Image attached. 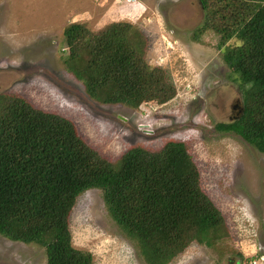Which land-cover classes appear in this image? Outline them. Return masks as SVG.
<instances>
[{
	"label": "trees",
	"instance_id": "trees-1",
	"mask_svg": "<svg viewBox=\"0 0 264 264\" xmlns=\"http://www.w3.org/2000/svg\"><path fill=\"white\" fill-rule=\"evenodd\" d=\"M198 2L202 22L192 40L205 32L219 37L221 59L241 93L240 117L215 127L264 154V0ZM63 38V65L90 99L137 108L175 95L164 70L146 63V40L134 25L114 22L93 32L73 22ZM89 189L102 192L108 215L145 264H168L191 242L213 247L227 235L183 142L155 151L134 146L112 163L69 119L1 93L0 235L41 247L46 264H94L88 251L73 247L68 226L78 196Z\"/></svg>",
	"mask_w": 264,
	"mask_h": 264
},
{
	"label": "rangeland",
	"instance_id": "rangeland-1",
	"mask_svg": "<svg viewBox=\"0 0 264 264\" xmlns=\"http://www.w3.org/2000/svg\"><path fill=\"white\" fill-rule=\"evenodd\" d=\"M73 22L93 32L114 22L134 25L146 40V63L164 70L173 98L137 108L90 99L62 62L63 29ZM201 22L198 0H0V94L22 95L69 119L112 163L134 146L155 151L183 142L227 235L213 247L191 242L168 264H264V154L215 127L227 122L241 93L221 59L219 37L205 32L192 40ZM68 226L73 247L88 251L94 264H145L99 189L78 196ZM0 264H46V257L37 245L0 235Z\"/></svg>",
	"mask_w": 264,
	"mask_h": 264
},
{
	"label": "flooded vegetation",
	"instance_id": "flooded-vegetation-1",
	"mask_svg": "<svg viewBox=\"0 0 264 264\" xmlns=\"http://www.w3.org/2000/svg\"><path fill=\"white\" fill-rule=\"evenodd\" d=\"M242 112V108H241V101L239 104H232L230 106V111L229 114L227 116L228 120L227 122H232L235 121L236 119H238L241 115ZM225 122V123H227Z\"/></svg>",
	"mask_w": 264,
	"mask_h": 264
}]
</instances>
